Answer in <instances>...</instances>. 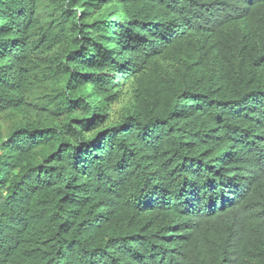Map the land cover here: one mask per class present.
<instances>
[{"label": "trees", "instance_id": "obj_1", "mask_svg": "<svg viewBox=\"0 0 264 264\" xmlns=\"http://www.w3.org/2000/svg\"><path fill=\"white\" fill-rule=\"evenodd\" d=\"M0 264H264V0H0Z\"/></svg>", "mask_w": 264, "mask_h": 264}]
</instances>
